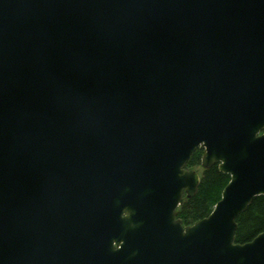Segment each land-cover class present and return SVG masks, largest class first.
<instances>
[{"label": "water", "instance_id": "obj_1", "mask_svg": "<svg viewBox=\"0 0 264 264\" xmlns=\"http://www.w3.org/2000/svg\"><path fill=\"white\" fill-rule=\"evenodd\" d=\"M260 195L264 0H0V264H264Z\"/></svg>", "mask_w": 264, "mask_h": 264}, {"label": "trees", "instance_id": "obj_2", "mask_svg": "<svg viewBox=\"0 0 264 264\" xmlns=\"http://www.w3.org/2000/svg\"><path fill=\"white\" fill-rule=\"evenodd\" d=\"M204 150L197 149L187 163V168H195L201 174L197 193L189 198L177 210V217L184 225L193 224L207 217L220 200L224 187L230 176L221 172L218 164L208 169L201 167ZM237 230L235 241L246 243L264 231V195L256 196L248 208L239 214L236 219Z\"/></svg>", "mask_w": 264, "mask_h": 264}]
</instances>
